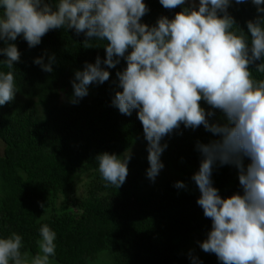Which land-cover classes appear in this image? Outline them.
<instances>
[{
    "label": "clouds",
    "instance_id": "obj_1",
    "mask_svg": "<svg viewBox=\"0 0 264 264\" xmlns=\"http://www.w3.org/2000/svg\"><path fill=\"white\" fill-rule=\"evenodd\" d=\"M247 2L159 0L164 8L181 11L171 19L160 16L150 26L141 22L149 12L145 0H0V42L5 45L0 64L8 69L0 70V106L11 103L20 88L14 66L21 58L14 43L18 37L30 48L55 29L73 30L85 41H104V59L97 56L74 72L69 102L78 104L89 95L90 85L108 81V69L123 59L126 67L116 73L120 90L111 106L128 116L135 111L142 124L147 179L154 183L165 167V137L181 125L193 130L203 126L214 138L195 143L200 163L191 180L211 228L197 243L222 264H264V78H254L250 69L254 65L264 73V0H251L257 16L246 22L248 34L228 11L233 3ZM33 63L52 73L56 57L49 55L45 62L42 55ZM216 110L223 114L222 122L210 121ZM131 159V148L119 155L97 154L105 187L123 186ZM223 166L238 174L240 191L229 197L220 195L212 179L214 169ZM174 187L187 189L179 180ZM73 209L83 214L82 208ZM39 237L35 254L22 251L20 234L0 237V264H54L57 233L44 223ZM189 259L202 264L191 252Z\"/></svg>",
    "mask_w": 264,
    "mask_h": 264
},
{
    "label": "trees",
    "instance_id": "obj_2",
    "mask_svg": "<svg viewBox=\"0 0 264 264\" xmlns=\"http://www.w3.org/2000/svg\"><path fill=\"white\" fill-rule=\"evenodd\" d=\"M145 3L149 12L141 22L150 26L160 16L171 19L181 11L180 7L164 8L159 0ZM228 11L248 34L246 22L257 16L251 0L233 3ZM85 40L73 30L55 29L35 47L30 48L22 36L14 41L21 53L14 65L20 88L11 103L0 106V237L20 234L22 251L35 254L39 229L47 223L57 233L54 264H93L104 255L112 264H191L185 246L199 232L208 233L211 228V220L196 203L200 193L191 180L200 163L194 146L214 137L203 126L193 130L181 125L162 141L167 142L172 160L186 170L184 176L195 185L196 193L173 194L161 188L144 191L149 183L145 174L148 165L144 163L129 173L123 186L105 187L95 160L97 154L119 155L147 141L135 111L128 116L111 106L112 97L120 90L116 73L126 67L123 59L108 69V81L90 85L96 90L95 97L83 98L75 105L60 102L61 95L72 88L74 72L82 70L85 62L94 63L97 56L105 57L104 41ZM4 46L0 42V47ZM52 54L56 57L52 73L33 63L42 55L47 62ZM250 69L254 78H264L254 65ZM0 70L8 69L0 64ZM201 106L208 109L203 101ZM223 119L216 110L210 121ZM83 173L92 176L87 199L76 202L83 214L67 206L56 214L57 193L71 187L73 179ZM212 179L222 197L240 191L234 167L214 169ZM196 257L202 264H222L214 253Z\"/></svg>",
    "mask_w": 264,
    "mask_h": 264
},
{
    "label": "rangeland",
    "instance_id": "obj_3",
    "mask_svg": "<svg viewBox=\"0 0 264 264\" xmlns=\"http://www.w3.org/2000/svg\"><path fill=\"white\" fill-rule=\"evenodd\" d=\"M71 94L72 88H69L63 93V95H61L60 102L64 105H70L71 103L69 102V98ZM95 95L96 90L93 87L89 86V95L86 97H95ZM146 145L147 143L140 142L131 147L132 159L128 165L129 173H133L135 172V170H138L142 163L148 165ZM2 150L3 146L0 143V154L2 153ZM167 151L169 150L166 149L161 156V159L165 165L164 169L160 172L154 183L148 180L149 183H147V185L143 187V190L146 191L152 188H161L164 189V191H170L173 194H180L183 192L186 194L196 193L197 188L195 187V185L192 183V181L185 178L184 176L186 170L179 163H175L168 155ZM91 180L92 176L89 173H83L74 178L71 187H66L59 191V193H57L56 198L54 199V207L56 208V210L60 211L62 207L67 206L72 212L77 213L73 208H78V206L76 205V202L78 200L84 201L85 199H87L89 184ZM178 180L185 182V184L187 185V189L175 188L174 183ZM106 193L107 189L103 191V194ZM206 238L207 233L199 232L195 239L185 246L184 251L188 253V255L190 252L194 256L204 255L206 252H204L199 247L197 242L203 241ZM93 264H112V262H110L108 257L104 255L101 256L99 260H95Z\"/></svg>",
    "mask_w": 264,
    "mask_h": 264
}]
</instances>
